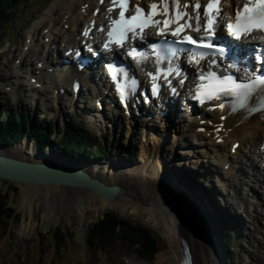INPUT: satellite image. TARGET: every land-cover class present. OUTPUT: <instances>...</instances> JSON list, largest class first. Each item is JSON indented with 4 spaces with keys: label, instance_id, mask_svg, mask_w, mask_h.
I'll return each instance as SVG.
<instances>
[{
    "label": "bare ground",
    "instance_id": "1",
    "mask_svg": "<svg viewBox=\"0 0 264 264\" xmlns=\"http://www.w3.org/2000/svg\"><path fill=\"white\" fill-rule=\"evenodd\" d=\"M85 1L89 2V0H71L70 2L64 3V8L66 12L68 11L71 14V11H73L76 6H79L81 3L83 4ZM63 2L64 1L62 0H58V3L60 4ZM85 8H88V5H85ZM54 11H55L54 6H51V8L48 11L49 13H47L46 17L51 18V16H54ZM75 18H76L75 15H72L71 18L67 19L68 21L62 22V25H64V23L69 22L71 26L72 23L73 24L75 23L74 21ZM53 22H55L54 19L51 20L50 24H53ZM44 23L46 22L41 21L38 24H36V26L38 27ZM72 26L74 27V25ZM53 28H54V25L50 27L49 33L44 34L42 38L47 35L49 36L55 35L52 32ZM32 37L33 36H30V40H32ZM48 56L49 55L45 56L42 59H37V61L40 60V62L43 63L47 60ZM37 71L38 70L32 66L31 68L27 70L26 73H28L27 75L30 78V77H33ZM49 74H54V73L50 72ZM88 76L89 75L86 74L85 78H87ZM22 78L23 77L21 76L20 79H18L17 84L18 85L25 84L26 88H31L32 85L29 83V80H24ZM69 78L71 79L72 76H69ZM87 86H88V82L85 83L84 88H86ZM55 88L58 89L59 86L57 84H54L52 86L51 93H54ZM104 88H107V85H105ZM31 92L32 93L30 95L26 96L27 95L26 90H24L23 93L20 95L36 102V104L42 105V104H45L46 102V106H45L46 108L44 109V112H42L43 117L47 116L46 110H49L51 113H53V115H51L50 117L57 115L58 113L57 111L56 113H54L55 111L53 109L54 102L52 101V99L46 101L47 97H52L50 93L46 95L44 94L46 92L42 90H37L36 95L38 96V98H36L34 96L35 92L33 91V89L31 90ZM13 94L16 95V98L19 95L18 93H13ZM57 95H59L58 92H57ZM98 95H101V92L97 90L93 91L91 94H89V92L87 91V97H86L85 103H87V105L92 104V106H94L90 96L94 98L95 100L93 101L96 102V107L100 110L101 114L98 113V110L96 108L95 113H93V116L88 118V120L89 121L92 120V122L85 121L86 125L90 127L92 126L91 130L95 131L94 129L98 127V124H100L102 117L105 123L111 122L112 127H114L113 124L116 123L117 121L116 119L126 123V121H124L125 119L124 117L126 115V109H128V107L123 108L120 105L116 106L114 102L116 100L114 98H112L114 101L111 99L107 101H103L102 98ZM60 100H62V97L59 98L58 102ZM48 102L51 104H48ZM151 106H152V110L156 109V110H153V113L156 112V118L161 119V121L158 120V123L160 122L159 125L158 123H156L155 125L147 124L148 128L150 127V125L151 126L153 125L154 127L152 128V131H149V132L147 131L144 134L145 142L143 144L142 151L145 156L142 157L140 160L145 163V165H142V168L144 167L145 170L143 169V171H140L141 173L139 172L140 173L139 175L134 177L136 179L134 182L121 179V177L117 174L112 175L113 169L111 168V166H108L107 168H105L106 165H103L100 169H97V167L94 166V167H91L90 169L87 166V164L86 165L81 164L82 162L81 158L80 159L73 158L72 156H70L71 159H69V158L63 157L64 160H61V161L66 162L67 165H69V162H72L73 165L83 169L85 173L88 174L90 177L96 178L97 180L105 184H108V185L116 184L121 188V191L118 193L117 197H115L114 199H103L100 195H98L94 191L89 190L87 188H82V187L69 186V185H55V184H48V183L37 184V183H30V182H15L19 186L16 204L22 205L24 209L22 212L28 217V221L26 220L27 222L23 221L17 227V231L20 234V236L28 235L31 233V231H33V225H34V220H35V214L33 212V209L39 206L38 204L35 203L38 200L41 202L40 204L43 205L45 208V211L43 212L44 214L41 215V218L44 219V224H47V225L53 224L59 214L66 212L65 209H67L68 206L76 208L80 218L84 212L87 213L84 216V218H82V220L83 219L86 220L88 217H91V212H94L95 213L94 216H96L99 212H103L106 207H115V208L122 207V208H126L129 211H134L138 215L139 214L145 215L147 220L149 219L150 223L153 222L154 225L161 231V233H163L166 239H168L167 241L169 242L170 249L169 251H166L160 254L161 255L160 261L162 262V264H179L178 262L180 260L179 257L181 253L180 239H183L187 242L188 247L192 253L194 264H221L222 262L220 260L224 257L225 251L222 250L223 245H221L220 242H218L219 237L215 235V233L216 232L218 233L219 231V224L222 223L221 218L219 216V212L209 206V203L206 200L207 197L206 196L204 197L203 195L204 193L201 192L202 190H200L199 187L188 186L185 188V186H187V183H184L183 177L177 176L174 178L173 183L168 182V179L169 180L172 179V177L168 175L170 173L173 175L175 174L172 173V170L170 168L165 169L163 162L166 161V157H168L169 154L173 150L171 149L173 145L169 141L173 140L172 137L177 135L178 121L176 123V118L172 117L173 115L171 116L172 117L171 118L170 117L171 114H168V116L161 118L159 115L160 105L158 104L157 106L159 109L155 108L152 104ZM111 107H117L119 109V114H116L113 110L105 111V108H111ZM136 107H138L137 104H134L133 108H136ZM79 110L81 111L80 108ZM144 110L148 112L147 105L144 106ZM123 112L125 113V115L123 114ZM130 112L133 113L134 110H131ZM106 113H110L112 114V116L109 117ZM131 115L133 116V114ZM77 116L80 117V115H77ZM105 116L107 118H110L109 121H105ZM211 116L213 117L214 115H211ZM85 118L86 117H82L81 119L85 120ZM188 118L190 119L187 122L186 130L182 129V126L184 125V123L187 121ZM187 119L184 118L185 121H179V124H181L182 126L179 129L177 137L179 141L183 140V145L181 149H184L185 146H188L185 143L187 141H189V144L194 143V145L192 146H195L196 145L195 142H197V147L206 146L208 144L209 149H211L216 155H218L217 157L219 158V160L222 159V162L220 161L221 164L217 160V163L219 165L218 170L220 169L222 170L221 165H224V164L228 165L229 163L228 159L230 157L235 158V155H231L230 153L226 154L224 152L215 151V150H220V151L225 150L224 144L218 145V144H214L213 142L208 143L207 139L204 140L205 139L204 132L209 131V127L206 124L203 125L202 122L206 123L207 120H201L200 118L199 121L201 122H198L195 119L193 114L189 115ZM257 119H255V117H251L249 120L243 121L238 126L233 127L232 123L235 121V119L228 117L226 121V127H232L229 133L230 135L234 137H239L241 139H244L246 137H252L253 138L252 142H256L257 140L262 139V137H264V133L261 132L262 130H264V119H262V121L257 120ZM135 121L136 123H138L136 119ZM80 124H82V122H80ZM104 126H105L104 131H107V125L105 124ZM100 127L101 125L99 126V128ZM197 127H200V128L204 127L206 129L204 132H200L201 129L200 130L199 128L198 130L195 129ZM158 131H162V133L157 134L156 132ZM47 134L48 135L51 134L50 131ZM171 134H172V137L170 136ZM211 134H214V132H211ZM39 138H40L41 144L43 145L44 140H42L41 137ZM176 141H177V138H176ZM212 148H214L215 150H213ZM253 148H254L253 150L254 152L256 151L260 152L259 150H256L255 144L253 145ZM4 149L5 150H3L2 148L0 149V154H9L11 156V153H12L13 158L31 162L30 161L31 158H27V154H21L19 152L15 153L14 152L15 148L13 146H8L7 148H4ZM42 150L44 151L45 148H43ZM203 151L207 152L208 150L206 147H204ZM241 151H242V147L236 152L238 154V152H241ZM29 152L33 153V150H30ZM195 153L199 156V160H202L204 164L205 162L203 160L204 158H202L204 157L202 156V152H195ZM36 154L39 155L38 150ZM192 158L194 160L197 159L196 157H192ZM39 159H40L39 162L44 161V157H40ZM46 161H48L50 164H53V165H58L61 162V161L59 162V161L53 160L52 158H48L46 159ZM208 164L209 166L211 165L210 162H207V165ZM230 165H231V170H232L234 163L231 162ZM231 170H229L228 177L229 175L233 174ZM181 171L183 172L184 169H182ZM223 173L227 174L225 172ZM147 175H149L151 178H147ZM228 177L221 178L219 174L218 178L222 182L223 186L225 185V182H226L225 179H227ZM184 180L186 181L187 178ZM263 181H264V178H263ZM0 182L3 183L2 180H0ZM189 183H191V180H189ZM202 183H203L202 185L203 188H205V182H202ZM234 184H237V182H235ZM179 189H181L182 191H179ZM238 191L239 189L238 188L235 189L234 187V192L232 195L237 196L236 193H238ZM174 192L179 194V196L175 195ZM261 192L263 194L264 189L261 188ZM195 196L198 198L199 202H197L194 205L192 202H189L188 200L189 199L195 200L194 199ZM180 198L187 201L188 204L186 203L185 205V202L184 204L181 201L179 202L178 199ZM237 202L238 203L240 202L242 207L244 208H246L245 207L246 204L247 206L251 204V201L248 200L247 202H245L241 198L238 199ZM193 205L195 207H193ZM233 205H234L233 200L231 201L230 205L227 204V206L230 209L231 207L235 208ZM188 207H190V209H188ZM248 208H252V207L249 205ZM253 209L257 210V208H253ZM183 210H186V212L190 214L191 220L185 219ZM226 211L227 212H225V215L228 218L234 217V220L237 217L239 218V212L237 213L236 211L235 216H234L232 212L231 213L228 212L230 211L229 209H226ZM214 214H216L217 218L214 217ZM262 219H264V217H262ZM252 223H253L252 226L254 227V229H257V225H256L257 223L259 224V226H261V220L255 218V216H253L252 218ZM78 225L81 226V224H78ZM239 229L240 228L236 229L234 231V234L236 236L244 235V232L237 233V230ZM83 231L81 232L79 229L77 233L78 235L73 239L72 242H70L71 244L70 258L66 260V264H94L95 261L89 262V258L87 259L85 258L86 253H84L83 258H80L82 260H85L84 263H79V260H78L79 256L83 254V251L85 248V233ZM210 231L212 233V236H211ZM249 234L251 233L247 232V234H245L247 235V238L249 237ZM252 237L253 238L256 237V239H259V240H261V238L264 239V237H262L261 234H258ZM249 240L250 239H248V241ZM252 243H253L252 240L248 242L250 246L253 245ZM261 244L262 246H260L259 243H256L255 247H253V249L250 250L253 256H255L258 252L260 253L261 249L264 250V245H263L264 241ZM17 249L23 252L25 250L24 247L18 244H17ZM92 250L94 249H91V251ZM86 251L87 249L85 248V252ZM18 253L19 252L15 251L13 252V255L17 257ZM258 255L259 254H257V256ZM30 258H31V261H29L30 264H49L48 262L51 261L52 256H49L48 260H43L41 262H39L37 259H34V256ZM250 258L252 257L250 256ZM4 259H7V258H4ZM23 262L24 261L18 260V264H24ZM100 264H103V263H100ZM254 264H257V262H255Z\"/></svg>",
    "mask_w": 264,
    "mask_h": 264
},
{
    "label": "rangeland",
    "instance_id": "2",
    "mask_svg": "<svg viewBox=\"0 0 264 264\" xmlns=\"http://www.w3.org/2000/svg\"><path fill=\"white\" fill-rule=\"evenodd\" d=\"M18 1L19 0L0 1V54H1L0 55V107L1 108L5 107V109H8V110L9 108H11L10 109L11 113L20 112L23 109L28 110L30 115L32 113L38 114L39 112V117L42 118V113L38 109V107H40V104L35 105L34 101L27 99L26 97H23L21 95L19 97V100L15 99L16 97H15V94L13 93L14 92L19 93L20 88H16L15 90L10 89V90L5 91L6 86L8 87L12 86V80L10 78L14 74L13 69L10 66L11 64L8 61V59L6 60V58L11 57L10 60L12 61L18 57V54L12 55L11 54L12 51L16 48L18 49V51H20V49L22 48L24 44V41H23L24 37L26 35H30L31 31L34 29V26L38 24L39 22L43 21V18L47 15V12L49 11L50 7L53 6L56 0H26L22 5H18L15 8V10L11 13L10 8L13 7L14 5H17ZM60 13H61V10H60ZM41 27L42 26L40 25L34 30L38 31L37 29L38 28L41 29ZM34 47L36 48L35 45ZM6 49L8 50L7 51L8 53L6 52L8 54L7 57L5 55L6 53L5 54L3 53V51H5ZM22 54L26 55V51ZM29 57L34 58L32 54H29ZM15 64L16 63H14V65ZM26 94H27L26 96L31 94L30 89L26 92ZM17 101L20 103H18ZM28 102H31L32 104L27 105ZM42 106L46 108L44 104H42ZM60 106H64V105L61 104ZM53 109L55 110L54 113H56L55 107H53ZM46 111H47V115L49 116V117L47 116V119L53 120L55 123V127L57 125V129H61L63 127V122L65 120H66V123H69V120H70L69 117H71L69 116V113H72V114L75 113V116L78 117L77 116L78 113H76V106L75 108L72 106L61 107L60 113H57V115L53 117H50L51 115H53V113H51L49 110H46ZM81 118L79 117L80 120H82ZM76 121H79V120L77 119ZM105 124L107 125V131H104ZM100 125L102 128L97 127L96 129H94L95 130L94 135L100 137L101 141H105V140H107L108 142L116 141L119 145H123L124 148L120 150L119 148H117L118 145L112 146L111 144L112 148L110 150L108 149L105 150L104 155L107 157L105 158V160H102L97 163L98 167L101 168L103 165H106L105 168H107L108 166H111L114 168L115 171L120 172L119 175L121 179L134 182L136 180L134 177L139 175L141 173L140 171H143V169L145 170L144 167L142 168V165H145V163L140 160L142 157L145 156L142 151V147L145 142L144 134L141 133L139 129L131 127L130 125L120 122V121H116V123L113 124L114 127H112L111 122H106V123L104 122L103 124L101 123ZM180 127L181 125L177 126L178 132H179ZM178 132H177V135H178ZM102 133H105L106 136L103 137ZM156 133L161 134L162 131H158ZM177 135L174 136L175 138L172 137V134L170 135L173 140H170L169 142L172 143L173 147H171V149L173 150L169 154V156L166 157V161H165L166 166L176 167L175 169L187 168L191 170L193 173H196L198 169L200 171L206 170L205 167L199 163V161L201 162L202 160L196 161V159L194 160L192 158V157L197 158V154L193 150H197L198 147L188 145V146H185L184 149H181L183 145V140L179 141ZM27 138L28 137H25L23 139H27ZM176 138H177V141H176ZM24 142L25 144L27 142L29 146L24 148L23 146L24 144H20V145L13 146V147L17 150V152L19 150L21 154H27V158H31L29 157L30 156L29 154L36 155L39 158L42 156L44 157V159L52 158L53 160H56V161L64 160L63 157L68 158L63 155H59L57 149H55L54 152H51V150H54L53 148L55 147L53 145L51 146L49 145V148H45L44 154L39 152V155H40L39 156L36 154L37 148L30 149L31 142L34 144L36 142L35 138H33L31 142L29 140H24ZM133 149L135 150V153H134L135 156L131 157L130 159L128 157V154ZM30 150H33V153H30L29 152ZM14 152L17 153L16 151ZM78 158L83 159L82 157H78ZM94 166L95 165H90L88 167L91 169V167H94ZM206 176L208 177L207 182L209 183L208 184L209 187H212L211 179L209 178L208 175ZM147 178H151V177L147 175ZM2 181L3 183L0 182V195H2L5 192L4 193L5 199H3L4 212L0 213V264H18V260L24 261L23 262L24 264H28L29 261H31L30 257L32 256H34V259H37L39 262L43 260H48L49 256H52L51 261L48 262L49 264H63L64 262H66L67 259L70 258V249H71L70 242H72L73 239L78 235L77 233L79 229L81 232L84 229L83 232L85 233V248L87 249V251L85 252V248H84L83 254L79 256L78 260L80 258H83L84 253H86L85 258L86 259L88 257L93 258L89 260V262L95 261L94 264H99V263L125 264L123 263L124 256L126 255V253L130 252L132 253L134 257L135 247L137 245L136 246L132 245L129 242H125L129 244H123L124 242H121V241L113 243L110 246H107V245L103 246L100 243H97L96 247L99 249L98 251L97 250L91 251V247H89L88 245L89 243L88 231H91V227L93 223H95V221L99 217H101L104 212L108 210H112L111 212L113 213V216H120L119 217L120 219L121 218L127 219V222L131 226L133 224L142 225V227H145L147 230L151 232V234L155 237L154 240L159 243V250L153 256V258L151 259L144 258V260L135 258L131 260L133 261L132 264H160L161 262L160 254L166 251H169L170 249L169 242L167 241L168 239H166L163 233H161V231L154 225L153 222L150 223L149 219L147 220L145 215H142V214L138 215L134 211H129L126 208H122V207L120 208L106 207L103 212H99L96 216H94L95 215L94 212H91V217H88L86 220L84 219L82 220V218H84V216L87 213L84 212L80 218L76 208L68 206V208L65 209L66 212L59 214L53 224L47 225V224H44V219L41 218V215L44 214L43 212L45 211V208L43 205L40 204L41 202L38 200L35 203L38 204L39 206L37 205L38 207L33 209V212L35 214L33 231H31V233L28 235L20 236V234L17 231V227L23 221L27 222L28 217L25 214H23L22 211L24 209L22 205L16 204L19 186L16 183L13 185V183L7 182L5 180H2ZM12 185L15 191H11L10 188H12L11 187ZM221 194L223 195L222 196H219L220 194L218 195L219 201L221 203L227 202L228 204L230 198L232 197V192L228 193V191H224L223 193L221 192ZM175 195L179 196V194H176V193ZM178 200L179 202L181 201L183 204L185 202V205L187 203V201H185L182 198ZM216 204H219V203H216ZM224 208L222 209L224 210ZM188 209H190V207H188ZM183 212H184L185 219L187 220L190 219V214H188L186 210H183ZM253 213L257 215L258 210H257V213H256V210ZM258 215H257V219L262 220V213H259ZM214 217L217 218L216 214H214ZM248 221L249 219L247 218L246 222ZM234 223L235 222H233V224ZM78 224H81V226H79ZM240 226H241V221L239 223H235V225H233L231 229L232 230L231 232L234 238L235 239L236 237L238 238L236 239L238 240L237 241L238 248L237 250L234 251L235 252L234 256L236 254V257L234 258L232 264H254L255 262H257V264H261V261L264 259V252H263L264 250L261 249V252L257 253L259 254L258 256L257 254L253 256L252 252L249 251L253 249V246H250L248 242L244 243V238L246 236L245 234H247V231L246 229L240 228ZM238 228L240 229L237 230V233L244 232V235L242 236L234 235V231ZM262 232L264 233V229L262 230ZM215 235H217V232L215 233ZM254 238H251L250 240H252L253 242L252 244L255 246L256 243H254V241L258 242L259 239H256V237ZM258 243L260 244V242ZM17 244L25 248L24 252L17 249ZM260 246H262V244H260ZM15 251L19 252L17 254V257L13 255V252ZM250 256L252 258H250ZM4 258H7V259H4ZM81 262L83 263L85 262V260L82 261L81 259Z\"/></svg>",
    "mask_w": 264,
    "mask_h": 264
},
{
    "label": "snow or ice",
    "instance_id": "3",
    "mask_svg": "<svg viewBox=\"0 0 264 264\" xmlns=\"http://www.w3.org/2000/svg\"><path fill=\"white\" fill-rule=\"evenodd\" d=\"M130 0H112L113 5L120 7L119 18L113 19L111 21L112 28L108 31V36L113 37L115 34L119 35V39L115 43H121L125 38L127 32H135L137 28L140 29L143 33L144 28L150 27L154 24H159V21L152 20V16L158 15L157 7L158 3H162L165 6L164 14L167 16L168 13V4L169 0H153L150 4L151 12H146L143 7L137 6L135 8V14H132V9L128 7ZM171 2L176 5V19L174 20H165L164 24L167 27L170 23H177L180 19L187 17L188 20L184 24L178 25L176 31L172 34L177 35L179 31L183 28H191L194 32H200L203 28L205 31H212L213 28L218 27L220 21L223 19L222 0H207L206 3H202L201 0H196V3L192 5L194 9L203 8V13L199 12L192 16L187 12L180 11V0H171ZM183 7H189L188 4H184ZM109 12H112L113 9L109 8ZM127 13V15H126ZM223 13V14H222ZM207 17V19H205ZM235 22L228 23L226 28L229 32V35L236 40L255 38L251 37V33L256 31L264 32V0H244L242 7H237L235 10ZM189 20H194L195 25L188 23ZM151 22V23H150ZM101 31L104 29L101 28ZM87 35V33H85ZM146 35V34H145ZM261 40H264V36L260 37ZM184 40L188 41L191 44H198L203 48H212L211 43H203V38H193L192 36H185ZM105 47H108L106 44ZM157 47V45H153ZM136 50L133 49V52ZM223 51V50H221ZM175 54V53H171ZM79 55V53H77ZM204 55V54H201ZM257 60H260V57H257ZM111 67V65H109ZM236 67V65H232ZM201 80L208 79V85H198L197 86V99H201V89H207V97L209 99L216 98L220 99L221 96H232L238 98L239 108H247L249 112L264 110V76H251L249 75L245 81H238L236 77L232 75H217L216 72H208L205 75L199 77ZM183 81H181L182 83ZM133 84L136 82L133 80ZM174 90V89H173ZM155 94V86H154ZM259 96V100L256 101L259 103L260 108L249 107L250 102L253 101V98ZM204 101L201 99V103ZM219 107L223 108L224 105L220 104ZM237 109L234 107L233 111Z\"/></svg>",
    "mask_w": 264,
    "mask_h": 264
},
{
    "label": "water",
    "instance_id": "4",
    "mask_svg": "<svg viewBox=\"0 0 264 264\" xmlns=\"http://www.w3.org/2000/svg\"><path fill=\"white\" fill-rule=\"evenodd\" d=\"M0 180L13 183V185L15 182H30L82 187L94 191L103 199H114L121 191L118 185L105 184L96 178L90 177L83 169L75 165H67L64 163L53 165L49 162H27L13 158L12 155L10 156L9 154H0ZM13 185L11 186L12 188H10L11 191H15ZM4 193L0 195V205L2 206H4ZM111 211L112 210H108L104 212L96 221L103 219L107 212L113 215ZM119 221L128 223L127 219L123 218H119ZM132 226L143 229L142 225L133 224ZM116 227L119 231L123 230L125 227L127 229L126 224L123 225L121 223H117Z\"/></svg>",
    "mask_w": 264,
    "mask_h": 264
},
{
    "label": "trees",
    "instance_id": "5",
    "mask_svg": "<svg viewBox=\"0 0 264 264\" xmlns=\"http://www.w3.org/2000/svg\"><path fill=\"white\" fill-rule=\"evenodd\" d=\"M22 129L23 125H17L14 120L11 124H8L6 121L2 120L0 122V143L20 140L24 136V132ZM41 139L44 140L45 137H41ZM64 144H67V140H64ZM75 148L77 149L78 146L75 145ZM85 148L89 149L90 146L86 145ZM3 212L4 208L2 205H0V213ZM117 223H121L123 225L126 224L127 229L125 227L121 231L117 230ZM91 232H93V235L97 236L98 238L101 237L102 240H104L105 242H113L119 239L120 237L133 240L135 243L139 244V249L143 253H149L150 251L155 250V241L150 236L146 228H136L131 226L129 223L120 222L119 217L113 216L112 214H110V212L105 213L103 219L93 223L91 227Z\"/></svg>",
    "mask_w": 264,
    "mask_h": 264
}]
</instances>
